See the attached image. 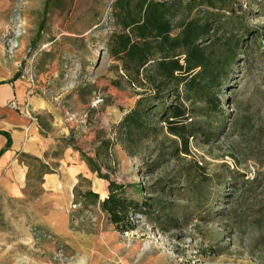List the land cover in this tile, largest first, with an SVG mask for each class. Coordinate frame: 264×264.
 <instances>
[{"label":"rangeland","instance_id":"1","mask_svg":"<svg viewBox=\"0 0 264 264\" xmlns=\"http://www.w3.org/2000/svg\"><path fill=\"white\" fill-rule=\"evenodd\" d=\"M233 2L224 33L241 43L219 96L223 114L190 113L220 130L184 147L157 120L160 107L151 110L155 136L118 128L137 97L123 81L120 88L111 82L119 75L106 48L112 0H0L5 67L25 98L47 106L41 128L98 168L91 180L77 179L61 210L65 239L41 222L49 206L40 202V178L48 168L30 160L21 194L0 192V264H264V0ZM109 183L127 198L154 199V215H135L134 231L116 232L99 207ZM86 189L98 199H82ZM163 215L175 226L156 228L154 217L164 222Z\"/></svg>","mask_w":264,"mask_h":264},{"label":"trees","instance_id":"2","mask_svg":"<svg viewBox=\"0 0 264 264\" xmlns=\"http://www.w3.org/2000/svg\"><path fill=\"white\" fill-rule=\"evenodd\" d=\"M233 0H112L110 22L113 30L108 36V55L116 63L118 79L111 81L118 88L121 82L136 95L134 107L118 124L124 135L138 134L150 138L157 134L151 110L166 131L184 145L189 138L208 142L220 130L207 128L208 123L194 121L191 112L208 117L215 111L222 116L221 91L227 83L231 64L236 60L241 41L231 31L236 9ZM237 11L242 12L241 7ZM224 12V13H223ZM226 13L229 15L226 16ZM226 35V36H225ZM17 77H14L16 79ZM168 100H170L168 102ZM199 103L202 107L188 109ZM10 145L9 135L0 132ZM1 153V151H0ZM91 172H98L92 159L86 158ZM82 199L97 200V193L86 189ZM155 200L151 197L136 201L127 198L123 187L109 183L107 195L99 207L114 230L120 234L134 231L135 215H154ZM170 207H163L162 210ZM161 210V212H162ZM154 217L161 231L175 226L167 215ZM264 253V235L259 239ZM208 251V250H207Z\"/></svg>","mask_w":264,"mask_h":264},{"label":"crops","instance_id":"3","mask_svg":"<svg viewBox=\"0 0 264 264\" xmlns=\"http://www.w3.org/2000/svg\"><path fill=\"white\" fill-rule=\"evenodd\" d=\"M24 91L22 82L14 79V72L5 67L0 44V132L10 138L9 147L4 149L7 139L0 134V192L12 197L20 195L28 182V162L42 163L48 170L40 178V202L49 210L42 215L41 222L67 239L71 236L68 216L61 210L71 198L77 179L81 176L91 180L89 176L96 173L90 171L78 153L41 128L38 119H46L47 106L41 105L35 95L25 98ZM10 101H16L18 109L10 108ZM26 101L29 115L21 111Z\"/></svg>","mask_w":264,"mask_h":264},{"label":"built area","instance_id":"4","mask_svg":"<svg viewBox=\"0 0 264 264\" xmlns=\"http://www.w3.org/2000/svg\"><path fill=\"white\" fill-rule=\"evenodd\" d=\"M9 107L12 108V109H18V105L16 103V101H10L9 102ZM22 113L26 114V115H29V108H28V103L25 102L22 109H21Z\"/></svg>","mask_w":264,"mask_h":264}]
</instances>
